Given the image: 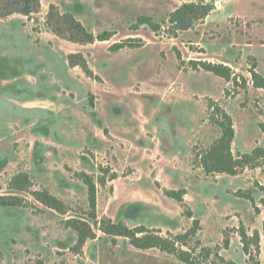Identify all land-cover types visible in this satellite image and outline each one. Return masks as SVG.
Segmentation results:
<instances>
[{"label": "rangeland", "instance_id": "1", "mask_svg": "<svg viewBox=\"0 0 264 264\" xmlns=\"http://www.w3.org/2000/svg\"><path fill=\"white\" fill-rule=\"evenodd\" d=\"M40 1L38 13L0 17V195L22 202L0 206V264H264V156L254 154L264 148V88L254 82L264 79V0ZM185 3L212 10L184 27L171 15ZM223 112L244 165L235 175L206 168ZM23 175L29 189L13 188ZM180 189L185 204L168 196ZM43 190L65 212L33 196ZM105 216L159 229L175 251L114 242ZM75 219L96 231L82 247ZM195 220L197 234L177 240ZM242 228L259 240L251 254Z\"/></svg>", "mask_w": 264, "mask_h": 264}, {"label": "trees", "instance_id": "2", "mask_svg": "<svg viewBox=\"0 0 264 264\" xmlns=\"http://www.w3.org/2000/svg\"><path fill=\"white\" fill-rule=\"evenodd\" d=\"M41 8L40 0H0V17H8L14 14H22L30 16L34 13H38ZM52 10L56 11V6H51ZM212 10L211 5L204 3H185L180 8H178L171 15L172 22H181L182 26L187 27L191 21L203 18ZM58 12V10H57ZM60 14V13H59ZM62 19L68 25H70V30L77 31V33H86L89 40L93 39L86 29V27L70 13H64ZM76 55H71L69 57L70 63L72 65H81L75 61ZM205 70L211 71L216 75L222 76L224 78L230 79L234 77V72L230 67L224 64L212 63V62H200L197 63ZM85 70L86 65H81ZM254 82L257 87L264 88V79L259 78L254 73ZM221 127L222 135L218 139L211 149L210 153L206 157L209 163L206 164L208 172H226L232 175L238 174L240 168H244L241 161L236 159L232 154L231 144L235 137V129L233 127V121L227 112L222 113V119L217 120ZM264 130V124L262 125ZM257 158L264 156V148H258L254 151ZM246 158L247 155H243L240 158ZM86 182L89 186V196H90V206L92 208V217L96 218L95 209L97 206V187L95 181L91 175H85ZM30 178L28 175H23L20 179H15L12 183L13 188L18 190H28L30 187ZM1 189V184H0ZM185 189L180 190H170L168 191V196L176 199L179 203L185 204ZM33 196L48 205L49 207L56 209L60 212H65L66 205L54 194L49 191H35ZM248 199L254 202V197L251 195L247 196ZM246 197V198H247ZM20 198L10 195H0V206H20ZM190 213V212H189ZM190 218H193V214L190 213ZM73 228L78 233L77 247H82L85 242L90 238H95L96 231L94 227L86 221L82 220H72L70 221ZM101 230L112 236L113 241H116L117 236L126 237L130 240V243L139 249H150V248H160L169 252L175 251V245L168 239L161 235V230L151 229L145 225H139L136 227H130L123 221H114L112 218L105 216L101 219ZM200 229V222L198 220L194 221L193 227L189 229L186 235H177V240L184 241V239L189 236H195ZM242 238L244 241V251L246 254H251V244L256 243L258 246L259 240L252 239L242 228L241 230ZM259 247V246H258ZM181 254H188L186 252L179 253L183 260L188 261L186 257Z\"/></svg>", "mask_w": 264, "mask_h": 264}]
</instances>
